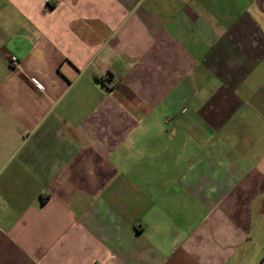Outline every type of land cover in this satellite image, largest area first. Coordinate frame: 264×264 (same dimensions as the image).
I'll list each match as a JSON object with an SVG mask.
<instances>
[{
  "label": "crops",
  "instance_id": "0c3cea01",
  "mask_svg": "<svg viewBox=\"0 0 264 264\" xmlns=\"http://www.w3.org/2000/svg\"><path fill=\"white\" fill-rule=\"evenodd\" d=\"M0 264H264V0H0Z\"/></svg>",
  "mask_w": 264,
  "mask_h": 264
},
{
  "label": "built area",
  "instance_id": "2783aa9c",
  "mask_svg": "<svg viewBox=\"0 0 264 264\" xmlns=\"http://www.w3.org/2000/svg\"><path fill=\"white\" fill-rule=\"evenodd\" d=\"M11 64H12V66L14 67V69H15L16 71H18V72L21 71V69H20V65H19V62H18V60H17L15 57H12V58H11ZM32 83L36 86V88H38V89H42L41 84H40L37 80L33 79V80H32Z\"/></svg>",
  "mask_w": 264,
  "mask_h": 264
}]
</instances>
